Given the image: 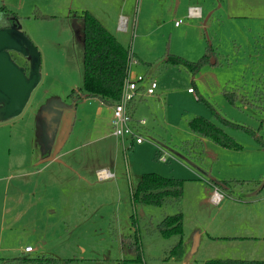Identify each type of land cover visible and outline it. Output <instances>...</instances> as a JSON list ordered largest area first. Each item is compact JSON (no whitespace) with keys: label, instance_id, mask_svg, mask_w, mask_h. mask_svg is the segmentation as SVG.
Here are the masks:
<instances>
[{"label":"rangeland","instance_id":"1","mask_svg":"<svg viewBox=\"0 0 264 264\" xmlns=\"http://www.w3.org/2000/svg\"><path fill=\"white\" fill-rule=\"evenodd\" d=\"M122 1L104 0L106 6L98 4L103 8L105 25L123 47L143 61L131 66V77L146 73L156 83L155 97L137 104L138 113L147 118L154 131L147 135V143L125 152L113 136L102 138L112 131L105 105L98 99L82 98L74 114L69 98L83 82L80 16L89 7L94 9L96 3L0 0V9L7 13H0V28L9 25L15 16L21 31L40 54V81L24 109L16 117L0 121V177L7 178L0 181V262L5 257L45 255L71 259V264H179L181 260L169 261L167 255L174 240L148 235L144 228L149 222L155 226L164 216L176 213L177 208L131 201L138 179L147 172L183 180L180 209L189 238L184 246V257L191 259L189 264L209 259L264 260V242L224 237L264 234V149L251 135L234 128L224 131L241 146L239 150L203 138V158L195 161L182 144L196 139L187 126L194 116L221 126L203 102L190 97L187 88L192 86L222 118L257 131L264 113L241 103L238 107L230 105L222 90L251 97L264 78V0H205L213 12L192 20L164 13L162 0H125L132 13L125 30L116 33L110 26L118 24ZM37 10L52 17L39 19ZM178 19L182 23L175 27ZM167 42L170 54L189 61H196L205 47L211 46L216 64L202 66L192 82L183 67L162 64ZM14 57L18 65L24 63L20 55ZM164 88L168 90L166 97L159 93H165ZM98 105L103 109L101 116L96 115ZM165 105L168 125L163 117ZM148 106L154 109L153 114ZM76 115L81 119L76 120ZM73 121L74 136L68 138L62 151L76 145L79 148L54 159ZM259 135L264 140V128ZM158 149L164 153L162 156L155 155ZM112 160L117 169L115 178L100 181L95 174L90 175L93 168L104 167ZM26 171L32 175H25ZM208 176L230 180L229 188H218L222 201L217 206L209 202L215 188L208 184ZM198 232L203 235L202 244L198 250H193L194 245L190 250ZM204 232L221 237L209 241ZM136 235L139 259L134 245ZM26 245L34 251L22 254L20 250Z\"/></svg>","mask_w":264,"mask_h":264},{"label":"trees","instance_id":"2","mask_svg":"<svg viewBox=\"0 0 264 264\" xmlns=\"http://www.w3.org/2000/svg\"><path fill=\"white\" fill-rule=\"evenodd\" d=\"M4 8L0 13L7 15ZM35 15L39 19H50L52 16L43 14L38 10ZM8 17V16H4ZM83 21V82L81 89L72 90L69 98L74 108L82 98L98 99L106 106H113L119 101L124 80L127 76L128 61L135 59L129 48L123 47L90 12L81 13ZM14 18H16L14 16ZM17 19V18H16ZM214 56L211 46H206L204 54L196 61H187L181 57L170 54L167 49L164 55L163 64L179 65L183 67L192 77L195 76L204 66L209 63L210 57ZM23 65H26L25 63ZM22 65V66H23ZM194 90V89H193ZM222 95L232 106L238 107V102L244 106L252 107L260 113H264V78L254 88L251 97L238 94L236 91H229L223 88ZM203 102L213 113L221 126H217L202 116H195L188 121V127L193 134L200 138H207L213 143L227 149L239 150L241 147L233 137L227 135L224 128L242 130L253 137V139L264 149V140L259 135L264 128V118L259 120L257 131L250 127L236 124L222 118L201 95H197V102ZM187 155L198 160L202 159L201 141H184L182 143ZM192 154H195L192 156ZM234 181V180H233ZM209 182L215 188H229L230 180H219V183ZM237 182V181H235ZM219 190V189H218ZM183 196V180L179 178H167L156 173H143L138 179L134 190L131 192V201L151 205L155 207L173 206L177 208L176 213L164 216L155 226L150 222L145 225L146 234H158L165 239H173L174 244L167 250L168 258L181 260L185 255L183 243V213L180 209ZM136 219L134 223L136 224ZM134 245L137 246L139 259V243L135 237ZM15 264H71V259H58L35 257L27 258L18 256L9 260ZM202 264H264V260L245 259H209Z\"/></svg>","mask_w":264,"mask_h":264},{"label":"crops","instance_id":"3","mask_svg":"<svg viewBox=\"0 0 264 264\" xmlns=\"http://www.w3.org/2000/svg\"><path fill=\"white\" fill-rule=\"evenodd\" d=\"M98 1V3H96V1L95 0H92V4L94 5L95 3H96V6H94V9L93 8H91V7H89L90 8V10H86V11H88V12H90L95 18H97L100 22H101V24L105 27L106 25V18H105V16H104V12H103V8H100L99 6H98V4H100L101 6H106V4L104 5L103 4V1L104 0H97ZM108 1V3L109 2H111V0H107ZM95 7H98V10H97V12L98 13H101V14H98L97 12H96V10H95ZM161 8H162V10H163V12L164 13H168V14H171V15H174V14H179V15H185V17L187 18V19H189L190 18V20H192V19H200V18H202V16H203V14L204 13H208V14H210L211 12H213V10L211 9V7L205 2V0H162L161 1ZM190 9H195L194 11H192V10H190ZM118 11H119V14H120V17H124L125 19H126V23L128 24V22H129V17H130V13H132L131 12V10H130V8L129 7H127V3L125 2V0H123L121 3H120V5H119V9H118ZM191 12V13H190ZM119 17V18H120ZM179 20V19H178ZM182 20V19H181ZM175 21H177V20H175ZM175 21H174V23H175ZM135 23V22H134ZM175 26V25H174ZM179 26V25H178ZM107 27V28H106ZM105 28L108 30V29H110L108 26H106ZM110 27H112L111 28V30H114L116 33H120L121 32V30L119 29V20H118V24H115V26H110ZM175 27H177V26H175ZM109 31V30H108ZM168 42L166 43V47H165V52H166V49H167V51H168ZM131 52H132V54L134 55V57L136 58V64H138V63H140V62H143L132 50H130ZM204 54V53H203ZM202 54V55H203ZM165 55V53L163 54V56ZM201 55V56H202ZM175 56V55H174ZM200 58V57H199ZM198 58V59H199ZM211 58H213V57H210V59ZM184 59V58H183ZM209 59V60H210ZM214 59V58H213ZM187 61H189V60H187ZM162 62H163V60H162ZM210 62V61H209ZM163 64V63H162ZM213 64H216V60L214 59V63ZM166 65V64H165ZM168 65V64H167ZM199 73V72H198ZM197 73V74H198ZM130 74H131V67H130ZM141 74V73H140ZM196 74V75H197ZM143 75H145L146 77H147V74L146 73H143ZM148 79L150 78V77H147ZM195 79H197V77L196 76H193L192 77V82L193 81H195ZM188 88H190V87H188ZM187 88V89H188ZM192 88L194 89V93H195V95L193 96H191L190 94V97L193 99V100H196L197 101V95H198V91H197V89H196V87L195 86H192ZM165 90H166V92L165 93H163V91H160L159 93H161V94H164L165 95V97L166 96H168V90H167V88H164ZM197 93V94H196ZM154 95H155V93H154ZM154 95H149V96H147V95H144L143 94V96H138L132 103H131V105H130V115H131V117H132V119L134 120V122H136V121H141V120H143L144 121V124L143 125H139V127H137V130H138V132H139V134L143 137V142L142 143H140V144H134V145H131L130 146V148L129 149H127V150H132L133 148H135V147H137V146H142V145H144L145 143H147V135H151V133H153V126L151 125V123H148L147 122V118H145V117H143V115L142 114H139L138 113V111L140 110L139 109V106L137 105L139 102H142L143 100H146V99H148V98H154L155 96ZM196 97V98H195ZM156 98H158V99H160V97L156 94ZM95 100V99H94ZM165 100V99H164ZM159 101V100H158ZM154 103L153 104H155V105H157L158 103H157V101H153ZM238 103H240V102H238ZM242 104V103H241ZM104 105V104H103ZM106 106V105H105ZM238 106V105H237ZM244 106V105H243ZM149 107V106H148ZM245 108L247 107V106H244ZM106 109L108 110L107 112H108V124H109V126L111 127V115H112V106H106ZM149 109L150 110H152V114L155 112L154 111V109L153 108H151V107H149ZM74 110H75V112H74V114L77 112V110H78V107H77V105H76V107L74 108ZM102 111H103V109H102V107L100 106V105H98L97 106V108H96V115H102ZM163 111H164V122L168 125V107L165 105L164 106V108H163ZM136 114H137V116H136ZM100 115V116H101ZM195 117V116H194ZM75 119L76 120H78V119H81L80 117H77V115L75 116ZM170 120V119H169ZM190 120V119H189ZM188 120V121H189ZM188 121H187V123H188ZM75 121H73L72 122V126L70 127V129H69V131H68V133H69V135H66V137L64 138V141L60 144V145H58V153H57V155L54 157V159H58L59 160V158H61V157H64V156H66L67 154H70V153H72V152H74V151H76L78 148H79V145H76V146H74V147H72V148H69V149H66V150H63L62 151V149H63V146L65 145V143L68 141V138H70L71 136H74V135H72L71 133L73 132V128H75V123H74ZM187 126H188V124H187ZM111 129H112V127H111ZM188 129H189V127H188ZM190 130V129H189ZM192 133V132H191ZM193 134V133H192ZM107 135H109V136H113V134H112V131L110 132V133H107L105 136H103L102 138H104V137H106ZM193 135H195V137H196V139H194L193 141H196L197 139H199L200 141H201V139H203V138H200L198 135H196V134H193ZM114 138H115V142H116V144H119L120 146H121V149H122V151L123 152H125L126 150H125V148L127 147V144H129V141H121V140H119L118 138H116L115 136H113ZM235 140V139H234ZM93 140H91V141H89V142H92ZM166 140H164V142H165ZM184 141H189V140H184ZM184 141H182V143L184 142ZM88 142V143H89ZM190 142V141H189ZM153 144V141L151 142V145ZM80 145H82V144H80ZM154 145V144H153ZM152 145V146H153ZM201 146H202V144H201ZM240 146V145H239ZM116 147H117V145H116ZM154 147H155V145H154ZM241 147V146H240ZM156 148V147H155ZM166 148V147H165ZM202 149V158H203V153H204V151H203V147H201V148H198V149H196V153H199L200 152V150ZM159 151L158 152H156L155 153V155L157 156V157H159L160 155L162 156V154H164L160 149H158ZM186 153H187V151L185 150V149H183ZM159 155V156H158ZM193 155H195V154H192V156ZM191 158V157H190ZM192 159H194L195 161H197L198 159H195V158H192ZM47 164H44L41 168H37L36 169V173H40L41 172V170L46 166ZM68 166V165H67ZM115 168H116V164H115V160H112V162H110L109 164H105V166L104 167H102V165H101V168H98L97 166L95 167V168H93L92 169V172H90V175H93V174H95V176L97 177V179L98 180H100L99 178H98V176H97V172L99 171V170H101V169H106V170H108L109 172H111L112 174H113V177H111V178H109V179H113V178H115V175H116V170H115ZM32 172H30V171H26V173H25V175H27V176H29V175H32L31 174ZM7 178H6V176H1L0 177V181L1 180H6ZM109 179H106V180H109ZM101 181V180H100ZM103 181H105V180H103ZM208 184L213 188L214 186L209 182V180H208ZM45 186V185H44ZM210 196H211V194H210ZM209 196V197H210ZM206 201V200H205ZM222 201V200H221ZM220 201V202H221ZM209 202H211V200H209ZM220 202H219V204H220ZM264 202V201H263ZM212 203V202H211ZM235 203H238V204H236V205H244V204H246V205H248V204H250V202L248 203V202H235ZM234 203V204H235ZM213 204V203H212ZM218 205V204H217ZM217 205H215V206H217ZM184 222H185V216H184V213H183V243H184V246H185V244H187V242L189 241V238L187 237V234L184 232ZM111 228V227H110ZM204 234H206V240H209V241H213V240H218L221 236H218V235H216V236H213V235H209V234H207V232L205 233L204 232ZM135 237H137L138 238V235H136ZM225 238L227 237V238H229V239H232V240H240V241H248V242H250V241H253V242H264V234H263V236H260V235H255L254 237L253 236H224ZM202 241H203V235L202 234H200V232H198V235H196L195 236V238H194V241H193V244L191 243L190 244V250H191V247H192V245H194V248L195 249H193L194 251L197 249H199V247L201 246V244H202ZM132 243V242H131ZM134 243H135V238H134ZM41 244H43L42 242H41ZM174 244V242H172L171 244H169V247L171 246V245H173ZM26 246H30V245H26ZM25 246V247H26ZM24 247V248H25ZM32 247V246H31ZM24 248H23V251H22V249L20 250L21 251V253L22 254H24V253H26V252H24ZM190 250H188V251H190ZM32 251H34V248L32 247ZM32 251H30V252H28V253H31ZM262 251V250H261ZM185 252H187V248H185ZM43 257H48V258H54V257H52V256H45V255H43ZM14 258V257H13ZM12 257H5V258H2V262H0V264L2 263H8L9 262V260H12L13 259ZM58 258V257H57ZM137 258H138V254H137ZM58 259H60V258H58ZM125 261V260H124ZM123 261V262H124ZM130 261H132V260H130ZM138 262V259H134V262ZM169 261H176V260H174L173 258H170L169 259ZM189 261H191V259H186L185 257H183L182 259H181V261H179V264H189L190 262Z\"/></svg>","mask_w":264,"mask_h":264},{"label":"water","instance_id":"4","mask_svg":"<svg viewBox=\"0 0 264 264\" xmlns=\"http://www.w3.org/2000/svg\"><path fill=\"white\" fill-rule=\"evenodd\" d=\"M12 19L8 27L0 28V120L19 115L40 81V54L21 31L18 19ZM10 52H15L27 61V71L12 59ZM210 63H214L213 58ZM207 179L219 183L211 176Z\"/></svg>","mask_w":264,"mask_h":264},{"label":"built area","instance_id":"5","mask_svg":"<svg viewBox=\"0 0 264 264\" xmlns=\"http://www.w3.org/2000/svg\"><path fill=\"white\" fill-rule=\"evenodd\" d=\"M190 10L194 11L195 9ZM180 23H182L181 19L175 21L174 25L178 26ZM125 28L126 19L124 17H120L119 29L123 31ZM136 63V60L133 58H130L128 61L127 76L122 86L120 99L112 106L111 110L112 134L122 142L129 141V144H127L125 150L129 149L131 145L142 143L144 140L137 130V127H139V125H143L144 121L141 120L134 122L130 115V105L138 96H143V94L147 96L153 95L156 88L155 81L148 79L143 74H137L134 78L131 77L130 67ZM187 92L191 96H194L193 88H188ZM97 176L100 180H106L113 177V174L106 169H101L97 172ZM221 199L222 193L217 188H215L210 197L211 202L214 205H217ZM30 251H32L31 246H26L24 248V252L28 253Z\"/></svg>","mask_w":264,"mask_h":264},{"label":"flooded vegetation","instance_id":"6","mask_svg":"<svg viewBox=\"0 0 264 264\" xmlns=\"http://www.w3.org/2000/svg\"><path fill=\"white\" fill-rule=\"evenodd\" d=\"M9 25H7V26H5V27H8ZM10 55H11V57H12V59L15 61L16 60V58L14 57V55H16V53L15 52H10ZM23 61H24V63L26 64V65H23L24 63H22V65H23V67H25L26 68V71H27V61L25 60V59H23ZM16 62V61H15ZM20 65V64H19ZM22 65H20V66H22ZM0 121H2V120H0Z\"/></svg>","mask_w":264,"mask_h":264}]
</instances>
